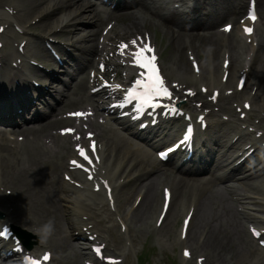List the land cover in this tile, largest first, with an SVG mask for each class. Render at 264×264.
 <instances>
[{
    "label": "bare ground",
    "instance_id": "6f19581e",
    "mask_svg": "<svg viewBox=\"0 0 264 264\" xmlns=\"http://www.w3.org/2000/svg\"><path fill=\"white\" fill-rule=\"evenodd\" d=\"M149 1L157 2L158 0H119L121 7L127 6L129 9L133 8V2L140 3L144 7V12H146L145 14L141 13L138 15L129 14L131 15L129 16L131 19L122 28L125 31L127 29H136L138 31L149 26H159L170 46L169 55L165 59L166 66L170 69L171 74L172 72H176L182 75L183 80L180 79L179 84L188 83L190 84L188 87L197 86V82L199 81L186 72L188 71L187 64L183 60L180 51L186 49V47L183 48L185 43V45H189L192 50L197 52L199 56L205 53L208 59L202 58L203 60L200 62L201 72L203 73L204 79L207 80L209 90H211L210 95H212L215 88L219 89L220 92L221 108L217 113H214L218 116L219 114H228L230 118L240 120L236 117L231 107V101L236 97L246 96L244 92L248 88L246 87L244 92H239L235 89L230 96H226L224 93L222 94V91L225 92V89H228L229 85L233 82V73L230 75L229 81L223 85L221 78L218 80L217 76V72L220 71V65L217 68V60L220 50L223 52L226 50L232 57V66H238L240 63L242 65L244 59L240 57L241 52L243 49H248L250 45L244 42L243 35L241 36V34H237L236 37L231 39L225 38L224 34L214 31L211 26L227 18L228 20H233L243 6L237 4V0H204L196 8L187 12L172 9L170 15H164L160 7L149 6ZM260 3L262 5V13H264V0H260ZM3 5L13 7L17 11L16 19L25 22L29 21L33 14L40 12L42 14L41 19L34 27L39 24L44 26V29L39 31L41 33L44 32L43 36L39 34L40 38L43 37L42 41L45 42L44 39H49V37L55 38V33L57 30H60L61 33L65 32L67 35L66 39H75L72 44L74 48L78 49L81 56L86 51L80 48V45L87 43V39L91 37L89 33L93 29H85V24L94 26V24L96 25L97 23L106 21V19L96 13L92 8H89L87 3H83L82 0H0V6ZM56 12H62L63 14L61 15L65 17L62 20L57 18L55 22H50ZM27 16L29 18L25 19ZM177 16H183L184 18L182 20H191L193 23L188 24L182 22L184 23L183 25H177L175 23ZM13 17L15 18V15H11L5 9H0V18H3L5 22L8 23ZM209 18L213 22L208 25L203 22H198V19L206 20ZM199 29L203 32L194 31ZM3 34L6 38L8 32L5 31ZM12 35L14 37L20 36L17 33H13ZM152 36L155 38L153 34ZM26 47L30 51L38 52V54H34L35 56L39 58L43 57L47 61L51 60L44 53L38 40L27 43ZM259 52H261V57ZM9 60L3 66L1 65L3 71L0 76L1 109L12 112L14 107L20 105L24 110L34 107L36 108L33 114L35 117L42 116V110L37 108V104L39 103L45 107L48 106L49 101L47 100V96L49 94L56 93L58 96H52L54 99L69 96L68 92L73 89L72 83L78 77V69L81 68L79 66V60L76 57H72L70 62L67 63L68 66L66 68L61 70L60 73L53 74L50 79V87L40 90L39 97L37 96L38 101H33L30 95L21 91V88H24V85L27 86V83L22 84V86L20 83L17 87L14 85L17 74L10 69ZM205 63L216 65L217 69L216 71L214 69L213 75H210L208 70L206 71ZM50 64L53 67H57L55 63ZM89 66H92V64ZM241 68L243 66H240L239 69ZM50 76L49 74H42L40 79L41 83H45V80L49 79ZM251 76L254 79L252 85H257V94L254 102L252 100V106L256 113L258 111V115L259 113L263 114L264 40L260 41V46L258 45L255 57L252 59L251 67L248 70V79ZM179 77L175 79H179ZM5 88L11 91V97L6 93ZM76 90L78 94L85 93V97L83 100H80V98L74 100L71 103L72 106L80 107L81 104L86 105L92 103L93 96L87 92V81L84 80V82L76 87ZM199 96L202 97L201 95ZM219 98L217 103H219ZM200 100L203 101V106H217L213 104V100L209 101L203 98H200ZM242 112H245V110H242ZM98 129L101 130L100 135L103 133L106 140V145L102 144V153H107L108 156L114 154L112 171L116 167L121 169L124 162L127 165L133 164L134 167L132 170L136 168L135 171L137 174L135 178L132 180L129 179L130 176L136 173H131V171L125 177V183L114 188V190L116 189L115 198L116 202H118V208L123 212L127 222L134 223L136 227L140 226L144 228L149 223L150 218L152 219L154 217L155 212L158 210V205L160 206V202L161 205L163 204V198L157 185L158 180L161 179V182L165 184L164 186H168L172 193L170 208L160 228L162 229L160 237L166 239L168 245L173 247L179 243L184 244L187 241L192 243L196 252L199 253L198 257H204L205 259L202 264H243L246 257L253 253L254 245H252V238L242 229V225L234 211L232 200L237 196L244 203L247 200H256L252 194H258L259 192L260 194H264V190L258 189V176L254 173H249L243 179H241L239 173L236 171H232L229 174L217 173L222 171L223 162L229 158L226 154L227 151L221 157L211 161L215 165L217 172L210 171L207 168L208 164L198 170L174 169V167H164L154 160L150 151L139 141L133 140L131 136L126 137L116 129H107V127L104 129L103 125H99ZM128 132L135 136L134 130L129 129ZM225 132L228 133L224 131V134ZM40 135H43L44 138L53 137L50 131H45V133ZM40 135H36L37 139L35 141H31L28 145L23 144L21 147L19 143L15 144L12 148L9 143H3L1 145L3 146V155L0 154V182L2 185L3 183L11 184L15 188V194L20 196L22 201L23 199L26 201L24 204H30L33 208L30 215H23L19 212V219L14 218V215L8 212V219L15 220L17 223L26 222V224L32 225L31 228L38 225V228H36L37 236H40L43 240L46 226L51 218L54 220H67L70 229H75L77 225H84L86 223V220L83 221L82 219L76 222L79 215L93 214L91 211L92 208L89 206H95L94 210H96L97 207H100V202L94 200L93 204L87 206V203L80 202L79 198L82 195L80 189L76 190L65 181L62 182V185L59 184L58 174L63 168L66 169L67 166L64 159L68 153L73 151L71 141L61 143L55 141V145L49 146L45 150V146L41 145ZM141 137H144L146 141L150 140V136L142 135ZM151 144L152 146L159 147L164 142L158 140L156 143L151 140ZM221 147H224V143L221 144ZM39 169L43 170L40 176L37 175ZM123 174L124 172L122 171L120 175L123 176ZM224 180H233L234 184L219 183ZM137 192H144V195L138 205L131 208ZM235 200L238 202V198ZM254 202L258 201L256 200ZM236 206H238L237 203ZM65 208L70 210H67L69 214L64 213ZM187 210H193L194 217L192 220V230H189L186 240L183 241L180 235L178 236L180 229L177 228V224L178 218L184 214V211L187 212ZM242 214H245V212ZM197 218L198 221L193 223ZM198 229L202 230L198 237L200 239L203 237L201 241L200 239H195V232ZM49 231L57 233V236L63 235L65 241H67L68 229H63L60 224L54 225L53 227L49 225ZM67 244L72 252L75 253L74 257H68L71 260L69 264H78L80 259L85 260L88 258V254L81 249L78 250L75 244ZM5 255L6 252H0L1 258H4ZM64 259L65 256H62L58 264H62Z\"/></svg>",
    "mask_w": 264,
    "mask_h": 264
},
{
    "label": "rangeland",
    "instance_id": "374dc122",
    "mask_svg": "<svg viewBox=\"0 0 264 264\" xmlns=\"http://www.w3.org/2000/svg\"><path fill=\"white\" fill-rule=\"evenodd\" d=\"M236 2L239 5H241V4L242 5L243 4L246 5L247 0H237ZM151 4H152V6L155 5L153 3H150V5ZM133 5H135V7L136 6H141L142 7V5H140L138 3H135V2H133ZM259 7H260V12H261V20H262L261 26L264 27L263 26L264 19L262 18L264 16V13H262V5H259ZM59 14H61V12L56 13L55 17H53L52 19L55 20V18H57ZM28 18H29V16H27L25 19H28ZM198 20H199L198 22H203L206 25H208L211 22H213V20L210 19V18L206 19V20H204V19H198ZM223 22L224 21L218 22L217 25H219V24H221ZM214 26H211V27L213 28ZM43 27L44 26H42V24L41 25L39 24L36 27H34V30L36 32H39V31H42L44 29ZM149 31L151 32V34H153L155 36V40H157V42L159 43V45L161 47V51L163 52L162 61H163V65H164V60L166 59V56L169 55V50H170V46H169V44L167 42V39L164 37V34H163V32H162V30H161V28L159 26H156V27H150L149 26ZM194 31L195 32H202L201 29L194 30ZM60 37H62V34H60ZM183 48H185V43L183 45ZM31 52L33 53V55L34 54H38V52H36V51H31ZM180 52L182 53L183 60L187 63V61H186L187 57H186L185 49H183V51H180ZM221 52H222V50H220V53ZM243 52L244 51H242V54H241L242 58H243V55H244ZM259 55L261 57V52H259ZM42 58H40V59H42ZM202 58L203 59L206 58L205 53H202L199 56L200 60H203ZM42 60H44V59H42ZM220 61H221V54L218 56V63H220ZM187 66H188V70L190 71V66H189L188 63H187ZM234 72H237V67L234 68ZM235 80H236V77H234V81L232 83L234 85H235ZM253 80L254 79L251 76V78H249V88L247 90V93L250 92L251 83L253 82ZM233 102H235V100ZM233 109H235V107ZM255 119H257V118L255 117ZM220 128L221 129H226L227 132H229V134L232 133V131H233L231 129V127H229V125L222 126ZM223 134H224V131L221 130L220 134H218L217 136L223 137ZM229 134L225 133L224 135L226 137V135H229ZM104 141H106V140L104 139ZM151 151H150L151 156L155 160L154 152L153 151L151 152ZM162 166L166 167V165H163V164H162ZM135 170H136V168H135ZM60 174H61V171L58 174L59 180H61V175ZM155 176H157V175H155ZM227 184L228 185H232V184H234V181L232 180V181L228 182ZM263 186L264 185L262 183L261 186L258 187V189L262 188ZM136 190H140V189H136ZM252 196L255 197L257 201L264 200V194H260V192L258 194H252ZM256 200H248L250 202V203L248 202V205H250V207H252V208L248 209V211L251 213V215L258 216V217L264 219V212L256 210L257 208L252 206L254 204L252 201H256ZM233 208H234V206H233ZM234 211H235V208H234ZM103 217H105V216H103ZM111 218L114 221V217L111 216ZM237 219L240 221L239 215H237ZM108 220H109V218L105 217V221L104 222H107L109 224H113V221L108 222ZM179 221H180V218H178L177 228L179 226ZM197 221H198V218L193 223H196ZM62 223H63V226L66 228L65 222H62ZM136 223H139V222H136ZM240 223H241V221H240ZM128 224H129V226L131 228V236H132L131 250L129 251V254L126 256L125 261L122 264H196L195 258L197 256V254H199V253L196 252V250L194 248V245H192V243L189 242V245L192 247L193 252H194L193 260L182 263V259H181V256H180L181 246L174 245L172 247V246L168 245L167 244L168 242L166 241V239H163V238L160 237V232H161L162 229H160V231L158 230V231L152 232L153 229L151 228V226H153V224H154V218H152V219L150 218L149 223L144 228H142L140 226L136 227L134 225V223H128ZM102 225L105 226V227H103L104 231L101 229L102 230L101 233H102L103 237H105L106 233H104V232H105L107 226L104 225V224H102ZM241 225H242V229H244L246 231L244 225L243 224H241ZM191 230H192V227H191ZM201 231H202L201 229H198L197 232H195L196 233L195 234V239H198V240L200 239L198 237L200 236ZM119 233H120L119 232V226L117 225L115 228L111 229V232H109V234H107V236H109V239L107 241L109 242V247L110 248H114V242L118 243L119 247H121L119 250H117V252H121L123 247H124V240H122L119 237V235H118ZM67 241L70 243V241L68 239H67ZM200 241H201V239H200ZM62 244L63 245L61 247V250L59 248L57 252L55 251V254H56L55 255V259H56V262H57L56 264L59 263L60 258L63 256V253L66 254V250L70 248L66 241L63 240ZM254 244L255 243H253L252 245H254ZM252 252H253L252 254H250L248 257H246V260H245V262L243 264H264V253L261 250H259V248H257L256 244L253 246V251ZM63 263L64 264H69L70 262L68 263V260H65ZM78 264H81V260L78 262Z\"/></svg>",
    "mask_w": 264,
    "mask_h": 264
},
{
    "label": "snow or ice",
    "instance_id": "6c2138e0",
    "mask_svg": "<svg viewBox=\"0 0 264 264\" xmlns=\"http://www.w3.org/2000/svg\"><path fill=\"white\" fill-rule=\"evenodd\" d=\"M252 19H255V16L252 15ZM231 26H226V30L230 29ZM246 32H251L252 30L250 28L245 27L244 29ZM131 45H136V48L134 51L130 53L131 55V62L134 65H137L139 68L143 69L144 71L141 73L142 79H136L133 88H130L128 90L127 96L125 99L127 100L128 97L135 96L137 99H140L143 104H150L153 103L154 98L156 97H171L172 93L169 90V88L165 85L163 78L159 75L158 69L155 64L156 57L154 55H149V53L152 52V49L150 45L148 44H138L137 39H133L131 41ZM131 45L127 43H121L120 49L121 51H126ZM103 67V65H101ZM117 88L120 86L117 85ZM155 103H158L156 101ZM247 106V105H246ZM70 115L75 116H85L86 113L77 112L72 113ZM64 134H74L75 130L71 128H66L61 130ZM89 137H91V133L88 134ZM77 139L79 137L77 136ZM77 151L81 157L85 161H87L89 164L92 163V159L90 155L88 154V151L86 148L82 147L81 145H76ZM92 148L93 151H95V142H92ZM70 163L75 166L84 169L86 172H89V178H91L90 175V169L86 168L84 164L80 163L78 160H72ZM99 187V186H97ZM254 234H258L255 232V229L253 230ZM7 235V228L5 227L3 230H0V236H6ZM96 251L99 253L100 249L97 248ZM185 255H189L188 251L185 250ZM43 259H48V254L46 253L43 257ZM111 259V258H109ZM32 264H41L40 260H32Z\"/></svg>",
    "mask_w": 264,
    "mask_h": 264
}]
</instances>
